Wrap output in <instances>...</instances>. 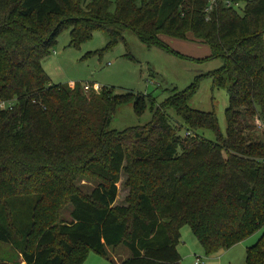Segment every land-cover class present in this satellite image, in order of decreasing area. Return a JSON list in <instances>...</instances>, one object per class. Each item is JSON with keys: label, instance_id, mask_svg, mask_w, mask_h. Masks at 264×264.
Wrapping results in <instances>:
<instances>
[{"label": "trees", "instance_id": "16d2710c", "mask_svg": "<svg viewBox=\"0 0 264 264\" xmlns=\"http://www.w3.org/2000/svg\"><path fill=\"white\" fill-rule=\"evenodd\" d=\"M241 1L0 0V103L10 105L0 108V244L20 257L0 264H84L88 251L108 258L119 247L130 252L120 264H179L184 225L207 256L264 228V137L254 124H264V0ZM64 29L75 47L102 30L109 49L131 30L170 52L161 35L191 34L207 46L204 60H222L206 76L228 94L225 135L214 111L188 105L195 85L173 92L150 123L108 129L118 106L139 108L144 96L53 83L42 62ZM83 177L99 181L87 195L74 186ZM245 259L264 264V230Z\"/></svg>", "mask_w": 264, "mask_h": 264}, {"label": "rangeland", "instance_id": "374dc122", "mask_svg": "<svg viewBox=\"0 0 264 264\" xmlns=\"http://www.w3.org/2000/svg\"><path fill=\"white\" fill-rule=\"evenodd\" d=\"M115 1L112 0L114 5ZM244 3L245 0H242L241 6ZM160 37L174 52L144 44L131 30H126L124 38L109 49H106L108 36L102 30L94 31L90 39L75 47L70 44V31L64 29L42 64L53 83L81 84L88 95L91 92L98 93L100 88H107L113 94L131 92L143 95L145 100L139 108L133 102L116 108L108 127L110 130L121 131L150 123L157 106L163 104L173 92H181L195 85L196 90L188 105L201 111H214L220 132L225 135L228 94L224 88L213 87L212 79L206 76L218 69L222 60H204L208 56V48L205 44L196 43L191 34H187L186 39L164 34ZM167 114L179 135L185 136L186 128L182 119L172 109H168ZM254 124L257 134L264 137V124L257 118ZM196 134L211 141L216 139L215 133L208 129H200ZM124 179L123 175L122 180ZM98 182V179L83 177L74 186L87 195ZM71 210L72 205L66 203L62 214L65 220L69 219ZM263 230L264 228L259 229L230 249L207 256L191 228L184 225L177 245L181 256L179 264H195L197 260L204 264H245L246 248L258 240ZM123 248L119 247L116 251L110 249L108 255L120 254L119 249L124 250ZM127 252L129 253L128 249ZM0 258L19 260L20 257L13 247L0 244ZM84 264H117V259L88 251Z\"/></svg>", "mask_w": 264, "mask_h": 264}, {"label": "crops", "instance_id": "0c3cea01", "mask_svg": "<svg viewBox=\"0 0 264 264\" xmlns=\"http://www.w3.org/2000/svg\"><path fill=\"white\" fill-rule=\"evenodd\" d=\"M208 50V49H207ZM95 86L98 87V85L95 83ZM124 250L119 249L120 254H116V255H112L117 259V264H120L124 259H126L127 257H129L130 252H127L126 248H123ZM110 249H108V253H109ZM122 252V255H121ZM112 256H109L112 258Z\"/></svg>", "mask_w": 264, "mask_h": 264}, {"label": "built area", "instance_id": "2783aa9c", "mask_svg": "<svg viewBox=\"0 0 264 264\" xmlns=\"http://www.w3.org/2000/svg\"><path fill=\"white\" fill-rule=\"evenodd\" d=\"M233 4V2H232V0H227V5L228 6H231ZM8 106H10V105H8L7 103H4V102H1L0 103V108L1 109H5V108H7ZM9 108H11V107H9ZM195 264H204L202 261H200V260H197L196 262H195Z\"/></svg>", "mask_w": 264, "mask_h": 264}]
</instances>
